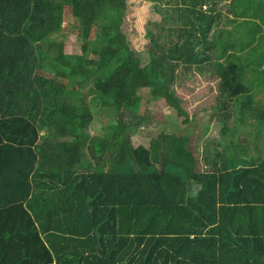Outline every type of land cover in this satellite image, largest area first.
<instances>
[{
    "label": "trees",
    "instance_id": "1",
    "mask_svg": "<svg viewBox=\"0 0 264 264\" xmlns=\"http://www.w3.org/2000/svg\"><path fill=\"white\" fill-rule=\"evenodd\" d=\"M144 1L175 25L147 28L136 79L127 0H0V264H264V0H232L234 19L223 0ZM197 70L218 77L205 133L154 130L141 106Z\"/></svg>",
    "mask_w": 264,
    "mask_h": 264
},
{
    "label": "rangeland",
    "instance_id": "2",
    "mask_svg": "<svg viewBox=\"0 0 264 264\" xmlns=\"http://www.w3.org/2000/svg\"><path fill=\"white\" fill-rule=\"evenodd\" d=\"M223 1V4H226L227 6L231 4L232 0ZM126 4L127 10L125 13L126 18L123 25L122 39L132 53L133 59L131 62V67L134 72L132 75L136 79H139L142 78L141 74L143 73L144 68L147 66L146 61L148 60L147 49L149 47V42L147 41L148 39L146 37L147 28H152L151 25L156 22L161 24V28L174 27V22L168 19V17H173L175 11L171 6L167 5L166 1L161 2L159 14H156L153 10L151 12L150 6L147 5L144 0H127ZM65 21L66 24L64 25L62 31V37L64 41L63 50L66 54L80 55L82 54L83 43L78 36L69 31L68 25L73 21V17L70 14L68 8H66ZM92 40H95L94 32L91 33L88 43H91ZM212 53L214 55L215 50H213ZM210 71L211 70H209V73ZM195 73L198 75H191L188 77L181 84V87L178 89V91L176 88L173 95H166L167 93H164V95L160 98H153L152 101L149 102V107H147V105L141 106V114L145 112L150 113V117L152 119L151 127L154 128V130L161 132L165 130L166 133H173L183 129L187 125H193L198 130H200L201 126L207 123V119L209 118V112L207 110H209V105L213 104L212 101L216 96L215 90L218 86V77L217 75H213L214 77L211 78L212 76L210 75L209 77L206 74V71L200 72V70H197ZM246 77L247 79H250L253 77V75L251 72H248ZM177 98L182 103L177 102ZM259 98L260 97H258V99ZM101 114L102 113H97L96 115L97 120L94 122V125L96 123L95 127H97L98 123L100 122L109 121L107 115ZM238 116L239 115H237V117ZM202 119L203 122L199 124ZM150 132L151 130L144 132L140 131L137 134L133 133L132 143H134V145L148 146L151 135ZM200 133L205 132L200 130L199 134ZM219 134L220 127L217 125L215 126L214 123L210 122L209 130L205 135L202 134L200 136V140L197 141L196 138H194V134L190 136L189 148L198 157L197 163L199 165V169L203 168L205 164V141L208 139V137L212 138L214 136H219Z\"/></svg>",
    "mask_w": 264,
    "mask_h": 264
},
{
    "label": "crops",
    "instance_id": "3",
    "mask_svg": "<svg viewBox=\"0 0 264 264\" xmlns=\"http://www.w3.org/2000/svg\"><path fill=\"white\" fill-rule=\"evenodd\" d=\"M224 2V1H223ZM223 2H221V5H224V12L225 13H227L228 14V18L229 19H234L233 18V14L232 13H230L228 10V7L226 6V4H223ZM227 7V8H226ZM243 19H240V20H237L236 22H225L223 25H222V30H227V31H232L233 29H234V27L238 24V22H240V21H242ZM225 25H226V27H225ZM213 30H215L214 28H213ZM212 30V31H213ZM212 37V36H211ZM224 37H226V36H224ZM210 74V73H209ZM192 75H198V74H196L195 72L192 74ZM200 75V74H199ZM211 75V74H210ZM178 89L179 88H177V91H178ZM178 93V92H177ZM215 93H216V90H215ZM257 123V122H256ZM256 123H255V125H256ZM214 125L216 126H219L220 127V125L219 124H217V123H214ZM260 125V124H259ZM258 124H257V126H259ZM263 127L262 128H264V122H263V125H262Z\"/></svg>",
    "mask_w": 264,
    "mask_h": 264
}]
</instances>
